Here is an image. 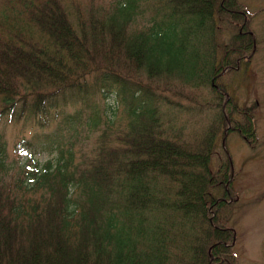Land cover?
Segmentation results:
<instances>
[{
	"label": "trees",
	"instance_id": "obj_1",
	"mask_svg": "<svg viewBox=\"0 0 264 264\" xmlns=\"http://www.w3.org/2000/svg\"><path fill=\"white\" fill-rule=\"evenodd\" d=\"M124 1L82 11L73 0H0V123L48 129L80 105L63 122L91 110L92 131L103 113L90 109L96 92H114L129 118L83 164L61 149L57 166L30 171L28 184L0 182V264L237 263L229 162L214 171L213 160L222 128L254 124L249 109L224 111L217 85L252 44L245 11L238 0ZM206 105L211 120L182 135L177 113L198 116ZM59 139L46 133L36 146Z\"/></svg>",
	"mask_w": 264,
	"mask_h": 264
},
{
	"label": "rangeland",
	"instance_id": "obj_2",
	"mask_svg": "<svg viewBox=\"0 0 264 264\" xmlns=\"http://www.w3.org/2000/svg\"><path fill=\"white\" fill-rule=\"evenodd\" d=\"M119 1L121 0H73L82 11L97 5L110 8ZM62 2L68 4L69 0ZM238 2L245 11V31L250 32L254 43L247 49L248 54L241 60L237 72L228 70L220 76L217 85L220 83L225 89L222 93L224 111L227 108L249 109L246 114L252 116L254 124H251V129L246 128L239 134L233 129L235 125L230 124L224 129L225 145L222 144L224 130L221 129L215 148L213 170L229 157L233 170L230 179L232 199L228 203L232 204L233 215L229 226L235 232L232 247L236 264H264V0ZM124 3L122 0L121 4ZM140 6H144L143 2ZM144 14L136 17L137 25L148 23V11ZM252 51L253 54L249 57ZM202 90L200 94L203 101L211 104L213 97L210 91ZM182 104L187 105V102L182 101ZM91 105H96L103 111L98 127L92 131L84 123L89 114L91 116V110L82 111L81 123L66 126L63 122L65 116L78 111L80 105L66 107L64 117L54 119L48 129L39 128L33 121L22 120L10 124L1 122L0 145L3 144V152H0V182L11 184L18 180L28 184L29 178L25 180L24 177L30 171L42 169L47 162L57 166L61 149L71 150L72 166L83 164L95 156L102 142L106 145L114 144V138L128 130L127 107L117 99L114 92L107 94L105 99L96 92L89 99L90 109ZM207 105L198 116L177 113L176 128L182 135L189 136L190 133L202 130L206 122L211 120L213 111L207 110ZM233 118H236L235 114ZM237 120L240 124L244 122L242 115ZM57 131H60V139L55 148L47 145L36 146L43 134Z\"/></svg>",
	"mask_w": 264,
	"mask_h": 264
}]
</instances>
